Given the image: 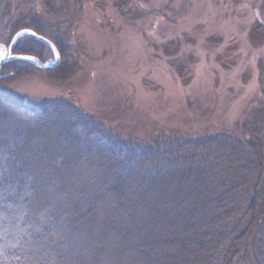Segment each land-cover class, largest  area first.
<instances>
[{"label":"trees","instance_id":"1","mask_svg":"<svg viewBox=\"0 0 264 264\" xmlns=\"http://www.w3.org/2000/svg\"><path fill=\"white\" fill-rule=\"evenodd\" d=\"M18 18L21 28H32L34 17ZM24 38L2 66L8 75L0 82L39 70L28 58L55 60L45 44ZM56 45L64 60L67 46ZM74 69L61 61L47 76L65 81ZM0 105L29 128L21 138L25 158L13 161L6 179L0 165V264H87L75 246L87 240L75 236L83 223L100 230L90 229L89 237L107 235L94 244L100 264L114 245L115 264H264V119L241 123V138L223 133L122 145L67 101L26 108L0 89ZM107 161L111 167L99 173Z\"/></svg>","mask_w":264,"mask_h":264},{"label":"rangeland","instance_id":"2","mask_svg":"<svg viewBox=\"0 0 264 264\" xmlns=\"http://www.w3.org/2000/svg\"><path fill=\"white\" fill-rule=\"evenodd\" d=\"M19 14L34 17L32 28H21ZM24 29L67 46L59 64L66 61L75 71L70 79L55 82L49 70L39 69L0 82V89L26 108L67 101L101 122L122 145L131 140L162 145L223 133L241 138V123L244 128L264 119V0H0V44ZM28 39L41 42L32 37L23 42ZM5 75L1 70L0 76ZM6 112L0 105L4 179L13 161L23 159L26 141L21 138L29 129ZM90 138L99 141L96 135ZM110 165L98 166V172ZM79 179L77 190L84 187ZM83 224L75 236L85 234L88 241L76 243L77 251L85 254L87 264H100V247L94 244L101 246L107 235L89 237L91 228ZM91 230L93 235L100 231ZM71 245L67 248L76 250ZM116 248L110 247L107 264L117 262Z\"/></svg>","mask_w":264,"mask_h":264},{"label":"water","instance_id":"3","mask_svg":"<svg viewBox=\"0 0 264 264\" xmlns=\"http://www.w3.org/2000/svg\"><path fill=\"white\" fill-rule=\"evenodd\" d=\"M20 37H32L34 39L40 40L41 42H43L44 44H46L53 51V53L55 54V56H56V64L55 65H52V66L43 63L38 58H35V57L28 58V59L34 61L40 69H43V70H52V69H54L59 64V62H60V56H59V53H58V50H57L56 46L50 40H48V39L44 38L43 36L37 34L33 30L24 29V30L19 31L13 37L12 42L9 45V47H7L4 44H0V72L2 70L3 64L7 61V58H6L7 55L9 57L11 56V51H12L13 47L15 46L16 42L18 41V39Z\"/></svg>","mask_w":264,"mask_h":264}]
</instances>
